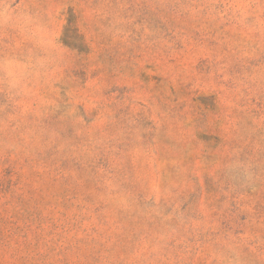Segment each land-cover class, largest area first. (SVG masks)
<instances>
[{
  "label": "rangeland",
  "instance_id": "rangeland-1",
  "mask_svg": "<svg viewBox=\"0 0 264 264\" xmlns=\"http://www.w3.org/2000/svg\"><path fill=\"white\" fill-rule=\"evenodd\" d=\"M0 264H264V0H0Z\"/></svg>",
  "mask_w": 264,
  "mask_h": 264
}]
</instances>
